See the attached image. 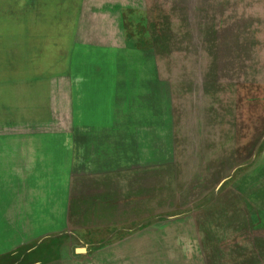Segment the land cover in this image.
Listing matches in <instances>:
<instances>
[{
    "label": "rangeland",
    "instance_id": "1",
    "mask_svg": "<svg viewBox=\"0 0 264 264\" xmlns=\"http://www.w3.org/2000/svg\"><path fill=\"white\" fill-rule=\"evenodd\" d=\"M0 264H264V0H0Z\"/></svg>",
    "mask_w": 264,
    "mask_h": 264
}]
</instances>
